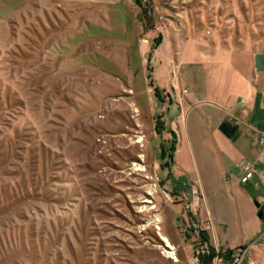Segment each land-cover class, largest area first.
<instances>
[{
  "label": "rangeland",
  "instance_id": "374dc122",
  "mask_svg": "<svg viewBox=\"0 0 264 264\" xmlns=\"http://www.w3.org/2000/svg\"><path fill=\"white\" fill-rule=\"evenodd\" d=\"M242 44L264 0H0V264H264L216 126Z\"/></svg>",
  "mask_w": 264,
  "mask_h": 264
},
{
  "label": "crops",
  "instance_id": "0c3cea01",
  "mask_svg": "<svg viewBox=\"0 0 264 264\" xmlns=\"http://www.w3.org/2000/svg\"><path fill=\"white\" fill-rule=\"evenodd\" d=\"M236 48L250 52L248 65L238 56L235 60L237 67H232L234 74L248 75V81L236 103L227 96L220 98L218 107L221 114L216 126L218 128L222 121H226L228 127L236 125L229 137L218 129L223 153L230 159V152L242 153V160L250 163L253 170V176L244 183L251 181L264 189V143L258 141L261 134L264 136V50H252L245 44Z\"/></svg>",
  "mask_w": 264,
  "mask_h": 264
},
{
  "label": "trees",
  "instance_id": "16d2710c",
  "mask_svg": "<svg viewBox=\"0 0 264 264\" xmlns=\"http://www.w3.org/2000/svg\"><path fill=\"white\" fill-rule=\"evenodd\" d=\"M159 128V127H157ZM218 129L225 134L227 137L231 136L232 132L236 129V125H232L230 127L227 126L226 121H222L219 125H218ZM262 217L264 218V214L262 215ZM201 237L205 240L208 241V237L205 236V230H202L200 232ZM208 253H205L203 255H201L199 257V264H211L212 263V258L217 256V255H221L223 254L222 252H220L219 250L216 251L214 250V247H208L207 248ZM229 251H225L224 253H228ZM232 254V253H231Z\"/></svg>",
  "mask_w": 264,
  "mask_h": 264
},
{
  "label": "built area",
  "instance_id": "2783aa9c",
  "mask_svg": "<svg viewBox=\"0 0 264 264\" xmlns=\"http://www.w3.org/2000/svg\"><path fill=\"white\" fill-rule=\"evenodd\" d=\"M260 141H261V142H264V139L261 138ZM241 169H242V173H243V174H242L241 177H240V181L244 183V182H247V180H248L250 177L253 176V171H252V169H251V165H249V164H245V165H243ZM261 205H262V207L264 208V197H263L262 200H261ZM234 261H235V262H239L240 259L237 257L236 259H234Z\"/></svg>",
  "mask_w": 264,
  "mask_h": 264
},
{
  "label": "water",
  "instance_id": "95a60500",
  "mask_svg": "<svg viewBox=\"0 0 264 264\" xmlns=\"http://www.w3.org/2000/svg\"><path fill=\"white\" fill-rule=\"evenodd\" d=\"M256 204L258 205V203H256ZM258 215H259V217H262V212L259 211Z\"/></svg>",
  "mask_w": 264,
  "mask_h": 264
}]
</instances>
